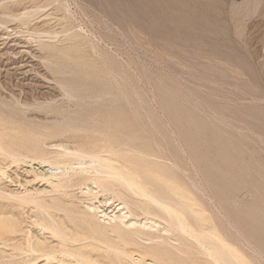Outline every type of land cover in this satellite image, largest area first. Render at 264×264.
<instances>
[{
    "label": "rangeland",
    "instance_id": "374dc122",
    "mask_svg": "<svg viewBox=\"0 0 264 264\" xmlns=\"http://www.w3.org/2000/svg\"><path fill=\"white\" fill-rule=\"evenodd\" d=\"M5 2L0 6V134L9 146L28 154L33 146L48 149L64 140L100 144L104 125L117 121L125 135L161 143L158 155L177 164L176 170H187L194 191L202 187L195 170H212L215 182L235 187L264 214V0ZM23 12H29L26 20L20 18ZM42 40L65 47L64 54L41 48ZM111 66L126 80L127 100L104 104L96 96L118 89ZM61 78L72 81L76 98L58 86ZM171 119L175 134L168 127ZM180 133L185 148L178 144ZM28 156L39 162L38 155ZM22 167L0 151V169L9 178L1 180L6 192L50 190L42 180L27 185ZM80 193L75 190L76 204L103 199L102 192ZM31 206L0 195V228L26 225L37 214ZM2 247L17 257L26 250L23 240ZM201 254L200 264H214ZM256 259L251 260L260 264Z\"/></svg>",
    "mask_w": 264,
    "mask_h": 264
},
{
    "label": "bare ground",
    "instance_id": "6f19581e",
    "mask_svg": "<svg viewBox=\"0 0 264 264\" xmlns=\"http://www.w3.org/2000/svg\"><path fill=\"white\" fill-rule=\"evenodd\" d=\"M5 1H0V6ZM28 16L29 12H23L20 18ZM39 45L57 56L64 54L63 46L46 40ZM93 48L101 53L100 48ZM102 59L109 64L106 56ZM108 70L118 89L103 90L96 99L114 104L126 99V80L112 66ZM57 83L70 98L77 97L72 81L61 78ZM174 124L172 119L168 122L175 134ZM114 125H104L103 143L64 140L48 149L33 146L27 149L28 154L9 146L0 134V151L13 162H22L21 174L27 185L42 180L50 188L6 192L1 180L8 176L0 169V195L14 197L37 211L26 225L1 226L0 264H200L196 256L201 253L210 256L214 264H254L252 258L264 264V225H257L264 224V214L257 212L251 198L239 196L236 188L224 181L215 182L212 170L194 169L202 181V187L194 191L189 187L196 185L192 175L161 159L156 149L162 145L154 137L152 142L134 138L125 135L117 121ZM180 132L183 134L182 129ZM181 133L178 144L185 148L188 144ZM47 152L53 155L46 157ZM28 155H38L39 162H31ZM75 190L98 196L102 192L103 199L96 203L85 198L76 204ZM35 225L40 226L38 232L33 230ZM22 240L26 250L20 257L2 247Z\"/></svg>",
    "mask_w": 264,
    "mask_h": 264
}]
</instances>
